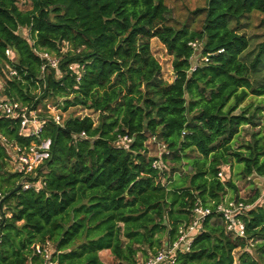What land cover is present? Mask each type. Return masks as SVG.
Here are the masks:
<instances>
[{"label": "trees", "instance_id": "trees-1", "mask_svg": "<svg viewBox=\"0 0 264 264\" xmlns=\"http://www.w3.org/2000/svg\"><path fill=\"white\" fill-rule=\"evenodd\" d=\"M168 11L164 0H0L1 95L30 109L49 100L62 112L98 115L48 121L38 138H26L18 119L0 113V137L11 145L50 141L40 187L15 192L20 175L0 141L2 206L11 214L0 223V264H38L37 244L52 248L56 264H105L104 250L112 264H139L178 239L197 200L210 206L227 192L240 200L225 167L234 162L243 179L264 177L261 106H242L249 97L264 100V0H207L194 12L204 13L198 30L168 25ZM253 11L262 33L249 48L253 37L241 20ZM152 39L173 58L171 82ZM190 43L200 45L201 62L193 63ZM36 52L57 57L58 69L42 72ZM6 64L18 75L9 77ZM245 126L258 129L234 148ZM123 137L131 142L120 145ZM150 137L168 151L161 173L148 155ZM260 198L244 201L254 205L242 217L246 238L209 216L171 264H264ZM237 249L245 251L235 261Z\"/></svg>", "mask_w": 264, "mask_h": 264}, {"label": "built area", "instance_id": "built-area-1", "mask_svg": "<svg viewBox=\"0 0 264 264\" xmlns=\"http://www.w3.org/2000/svg\"><path fill=\"white\" fill-rule=\"evenodd\" d=\"M194 51H196L200 45L197 43H190ZM223 50H219L218 53ZM41 60L44 61V64L41 67V71L44 72L46 68L50 67L57 69L59 65V59L54 57L50 53L46 52H36ZM6 57H11V51L7 49L5 51ZM6 69L8 71L9 77H15L18 75L16 69L12 68L9 64H6ZM195 68L193 65L192 69ZM79 78H77L78 80ZM5 81L0 76V113L6 117L12 119H18L20 122V134L22 137H34L38 138L41 134L44 126L48 121H52L54 124L63 126L64 119L61 116V112L57 106L45 105L47 109L48 116L43 118L39 110L30 109L29 107L22 104L20 101L10 100L2 96L4 92ZM79 139L86 138L84 132L78 135ZM0 141L5 145L8 154H9V165L10 171L12 173H18L20 175L18 185L21 186V189L28 190L31 188L40 187L41 178L37 177V171L43 165L45 159L48 157V147L49 140H42L39 144L31 142L28 147H20L18 145H11L6 141L5 138L0 137ZM131 139L123 137L119 139L120 145L129 144ZM149 143L155 144L158 147V152L156 153L155 159L152 162V167L155 170H158L160 173L163 170L161 164V156L163 154L167 155L168 151L164 144L158 142L155 137H150L146 146L149 150ZM149 154V152H148ZM218 177L222 178V172L218 173ZM36 179V181H35ZM164 179H162V182ZM4 196L0 192V223L4 217H10L11 214L5 211V208L2 206V200ZM254 205L247 204L242 200L234 199H223L217 204L212 203L210 206H202L200 201H196L193 209L191 210V220L186 226H181L179 228V237L171 245L166 246L157 251V253L145 260H141L139 264H168L173 263L175 255L177 252L187 251L191 245L192 239L196 236L201 230L202 225L206 218L212 215H218L221 221L225 226V230L233 238L244 239L246 238L245 234V225L242 217L250 210ZM251 243V242H250ZM250 246H252L250 244ZM33 254L39 258L38 264H56L52 260L53 250L50 246H42L40 244L34 245L32 247Z\"/></svg>", "mask_w": 264, "mask_h": 264}, {"label": "rangeland", "instance_id": "rangeland-1", "mask_svg": "<svg viewBox=\"0 0 264 264\" xmlns=\"http://www.w3.org/2000/svg\"><path fill=\"white\" fill-rule=\"evenodd\" d=\"M167 7H168V25L174 27V28H181L185 25H187L190 29L198 30L203 22L204 19V13L195 14L194 12L197 9H202L205 7L207 0H164ZM261 15V14H260ZM258 12L253 11L252 14L249 16L243 18L241 20V23L245 24L244 32L248 36L253 37V40L250 42V47H253L255 43L259 41V35L262 33V29L259 28L260 18L261 16ZM24 35H26V32ZM200 47L196 50L195 55L193 56V63L196 64L198 62H201V55H200ZM150 50L152 55L155 57V59L160 63L161 65V71H162V77L164 80L171 82L173 79V74L171 70V62H172V56L168 55L166 52L165 47L157 40L152 39L150 41ZM54 56V55H53ZM55 57V56H54ZM57 58V57H56ZM50 68V67H48ZM46 68V69H48ZM53 69V67L51 68ZM58 69V67H57ZM55 69V70H57ZM259 75L264 74V62L261 63ZM45 72V71H44ZM5 78V77H4ZM45 105H51V106H57L52 103V101H44L40 105H38L37 109L39 110L40 115L43 118H47L48 113L47 109L45 108ZM243 107H249L251 106V110H253L256 106H261L262 110V119L260 120V124L262 127H264V100L262 98H256V97H249L243 104ZM60 110V109H59ZM61 112V116L64 119V121L70 117V116H90L95 122L97 121L98 115L96 113H93L88 110H81L80 108H72L69 109L67 112ZM238 112V111H237ZM258 128L250 129L248 127H244V130L241 132V135L239 137V143H236L234 145V148H237L241 141H248L250 139V132L251 131H257ZM149 156H155L158 152V147L155 144L149 143ZM224 168V167H223ZM226 175L231 178L238 188V197L242 201H248L250 198H252L257 192L261 194V198H264V177H250V178H240L236 176L237 168L236 164L233 162L231 167H225ZM190 168H187L186 171H189ZM231 192H227L224 199L229 200L232 197ZM260 203V200H259ZM253 245V243H250ZM252 247V246H250ZM245 250L244 249H237L234 252V259L237 261L240 254H242ZM251 252V250H249ZM100 260L105 264H112L113 258L110 252H104L102 251L99 253ZM140 263V262H139ZM171 264V263H168Z\"/></svg>", "mask_w": 264, "mask_h": 264}, {"label": "water", "instance_id": "water-1", "mask_svg": "<svg viewBox=\"0 0 264 264\" xmlns=\"http://www.w3.org/2000/svg\"><path fill=\"white\" fill-rule=\"evenodd\" d=\"M19 189H21V186L20 185H18L13 191L15 192V191H17Z\"/></svg>", "mask_w": 264, "mask_h": 264}, {"label": "crops", "instance_id": "crops-1", "mask_svg": "<svg viewBox=\"0 0 264 264\" xmlns=\"http://www.w3.org/2000/svg\"><path fill=\"white\" fill-rule=\"evenodd\" d=\"M226 197H227V196H226ZM101 252H102V251H101ZM101 252H100V253H101ZM104 252H105V250H104ZM106 252H109V251H106Z\"/></svg>", "mask_w": 264, "mask_h": 264}]
</instances>
